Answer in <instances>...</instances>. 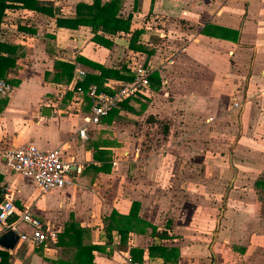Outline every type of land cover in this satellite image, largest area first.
<instances>
[{"label":"crops","instance_id":"0c3cea01","mask_svg":"<svg viewBox=\"0 0 264 264\" xmlns=\"http://www.w3.org/2000/svg\"><path fill=\"white\" fill-rule=\"evenodd\" d=\"M92 1L37 0L45 12L16 2L1 18L0 41L19 47L9 73L18 84L5 99L0 96L1 200L9 188L16 206L28 207L57 232L46 247L21 241L11 250L0 246L9 253L8 264H62L59 259L71 258L70 248L56 245L71 219L88 229L84 241L97 246L95 264H162L158 251L149 252L153 245L178 248L177 264H264V187L256 186L264 182V0H122L120 12L142 28L139 38L151 45L149 55L130 51V32L98 30L112 42L108 46L93 40L88 25L55 24L57 17L74 16L78 2ZM207 24L222 36L225 28L238 30L237 41L203 34ZM134 55L149 75L156 73L143 87L150 97L142 110L131 100V107L116 108L111 121L87 122L90 109L72 101V91L55 95L56 84L77 80L73 71L70 82L53 81L56 60L93 74L99 69L88 62L124 64L134 76ZM167 115L191 116L189 149L181 137L168 150L170 135L154 138L157 120ZM203 115L209 144L220 147L216 155L197 151ZM82 126L86 138L77 133ZM23 143L41 150L59 146L71 182L42 192L31 177L13 171L3 151ZM204 163L212 177L208 190H198L197 167ZM227 175H233L232 186L212 190ZM163 182L168 185L160 187ZM131 209L149 225L129 231L123 241L113 230L107 244L103 218ZM23 224L17 229L29 233Z\"/></svg>","mask_w":264,"mask_h":264},{"label":"trees","instance_id":"16d2710c","mask_svg":"<svg viewBox=\"0 0 264 264\" xmlns=\"http://www.w3.org/2000/svg\"><path fill=\"white\" fill-rule=\"evenodd\" d=\"M19 2L21 7L32 9L35 11H47L45 7L36 5L37 0H0V22L3 16L4 10L12 3ZM122 0H108L105 2H101V0H93L91 3L78 2L75 5V14L72 17H57L55 19V24L57 26H65L75 28L79 25H88L91 30L94 32L93 40L97 42H101L105 45H110L112 42L110 40H106L102 36L97 34L98 30L105 31L107 33L116 34L118 32H130V36L126 41L128 48L130 51H141L145 52L146 55H149L152 52L151 45L143 42L139 37L142 32V28L136 26L131 20V14L127 16H122L120 12ZM217 28L216 26H210V24L205 25L201 32L203 34L227 38L233 41H237L239 31L235 29H227L228 34L222 36L218 32H212L209 28ZM221 28V27H220ZM150 46V47H149ZM19 55V47L15 44H10L6 42L0 41V76L9 81L13 86L18 84V80L14 79L10 76V70L14 68L17 64V57ZM93 68L99 69V74H93L90 72H86L81 81L79 82L83 89H86L89 85L93 84L97 87L98 90H104L106 92H113V90L118 85H106L105 82L108 79H116L121 81L132 79L133 74L126 68L123 64L119 68L116 66L106 67L101 64L95 62H88ZM144 63V62H143ZM54 72L52 75L53 81L68 83L73 78V64L63 61L56 60L54 63ZM156 77V73H152L149 75V79L151 81L154 77ZM49 76V72H45V78ZM158 83V82H157ZM5 99L6 95H0ZM71 96V95H69ZM72 97V96H71ZM150 97V93L143 88L137 91L134 95L124 99L121 101L116 107L112 108L105 116L101 117L100 120L111 121L114 117V113L116 112V108L118 106L123 107H131L128 104L131 100L137 102V107L142 110L148 98ZM75 103H79L81 106H85L86 109H90V100L84 94L76 95L73 94L71 99ZM99 120V121H100ZM106 153L103 150H99V154ZM94 157L96 158V153H94ZM109 159L110 155L106 156ZM108 163V162H107ZM92 166V165H90ZM95 169H100L99 166L93 165ZM257 187H264L263 181L256 182ZM2 199L1 190H0V200ZM104 221V233L107 239V244L111 239V233L113 230H116L121 235V241H123L126 237V234L129 231H144L145 226L149 225L146 221L138 218L134 212V209L128 214H119L115 211H112L108 216L103 218ZM152 233L155 232V227L151 226ZM87 228L80 226L74 220H70L66 223L64 230L62 233L58 235V239L56 242L57 246L70 248L73 251V255L69 259H59V262L62 264H95L93 259L92 250L97 246L91 244L90 242L84 241L85 235H87ZM159 236L163 237L164 233H158ZM135 250V249H133ZM150 250L158 251L162 258V264H177V259L179 256L178 248L176 247H164L160 245H153L149 248ZM140 255L142 254L141 249H136ZM9 253L7 250L0 249V264H8ZM139 261L141 259H138Z\"/></svg>","mask_w":264,"mask_h":264},{"label":"built area","instance_id":"2783aa9c","mask_svg":"<svg viewBox=\"0 0 264 264\" xmlns=\"http://www.w3.org/2000/svg\"><path fill=\"white\" fill-rule=\"evenodd\" d=\"M130 69L134 73L132 79L118 84L113 92H106L98 90L93 84L83 89L79 82L85 71L75 65L73 71L74 78L77 80L68 84H56L55 95L62 97L67 91H72L76 95H86L90 100V114L87 122L98 123L101 117L121 101L134 95L143 87H147L149 69L144 66L137 55L132 57ZM12 90L13 85L0 76V95H9ZM77 133L81 138H86V127L82 126ZM3 157L13 171L31 177L42 192L64 188L71 182L70 164L64 159L59 146L41 150L32 143H23L5 149ZM19 222L28 225L30 232L19 231L17 229ZM8 229L16 232L18 241L42 244L44 247L57 238L56 230L43 223L28 207L20 209L16 206L13 202L12 191L6 188L4 198L0 201V234Z\"/></svg>","mask_w":264,"mask_h":264},{"label":"rangeland","instance_id":"374dc122","mask_svg":"<svg viewBox=\"0 0 264 264\" xmlns=\"http://www.w3.org/2000/svg\"><path fill=\"white\" fill-rule=\"evenodd\" d=\"M157 36V35H156ZM156 36H154V38H156ZM153 40H156V39H153ZM170 100L169 102H171L172 100V97H170ZM205 115H203V118L202 120L200 121V131L198 133V137H197V142H198V146H197V151L199 152V154H207V153H211L212 155H216L218 153V149H220V147H217V146H211L209 144V138L210 136L208 135V130H207V127H206V124L208 123L206 120V117H204ZM190 115H182V116H176V117H169V115H167V117H162L161 119L157 120L158 122V130L154 131L155 134H154V138L157 139V134L158 133H164L165 136L166 135H170V137H167L166 136V140H169L165 143V146L167 144H173L172 146L170 147H166V149L168 150L169 148H176L175 144H174V141H179V138L181 137V140L184 141V147L186 149H189V133L191 132V128H190V123H192L190 121ZM201 118V116H200ZM184 119H185V122H184ZM213 126V125H211ZM210 126V128H212ZM150 132V131H149ZM147 133V132H146ZM234 134V133H233ZM231 136V142L233 140V138L235 137V135H232L230 134ZM218 136L220 138L221 135L218 134ZM165 148V147H163ZM148 149H151V146L148 147ZM209 150V151H208ZM229 150H225L224 149V152H228ZM224 152H222L224 154ZM221 153V154H222ZM206 166L207 164L204 163L202 164V167H201V164L198 165L197 167V172H198V190H208V189H205V187L207 186L208 184V181H206L208 178H211L212 175L209 174V171L206 170ZM233 174V173H232ZM233 175H230V176H226V178H224L221 183L219 184V187L216 188L214 187L212 190H215V189H219V190H227L228 188H230L232 186V184L230 183V180L232 178ZM230 183V184H229ZM168 184L164 183L162 185H159L160 187H165L167 186ZM246 186V185H245ZM182 189H184L183 187H181ZM28 225L22 226V228L28 230L29 227H27Z\"/></svg>","mask_w":264,"mask_h":264},{"label":"water","instance_id":"95a60500","mask_svg":"<svg viewBox=\"0 0 264 264\" xmlns=\"http://www.w3.org/2000/svg\"><path fill=\"white\" fill-rule=\"evenodd\" d=\"M18 241V235L12 229H8L0 234V246L4 249H14Z\"/></svg>","mask_w":264,"mask_h":264}]
</instances>
